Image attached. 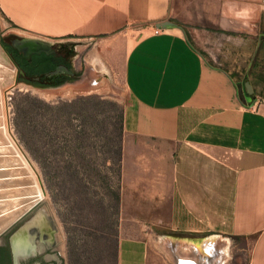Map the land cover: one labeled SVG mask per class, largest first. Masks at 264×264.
I'll use <instances>...</instances> for the list:
<instances>
[{"label":"crops","instance_id":"0c3cea01","mask_svg":"<svg viewBox=\"0 0 264 264\" xmlns=\"http://www.w3.org/2000/svg\"><path fill=\"white\" fill-rule=\"evenodd\" d=\"M214 1L0 0V6L18 30L35 22L59 37L80 28L84 40L98 39V53L122 55L116 66L127 94L123 177L135 156L140 181L153 185L146 194L162 198L166 216L159 222L189 239L179 240L176 252L198 256L186 245L195 240L206 253L224 249L226 262L228 245L248 239L250 264H264V17L213 14ZM173 3L204 12L171 17ZM164 21L172 25L155 32ZM149 24L152 33L132 30ZM167 237L156 243L164 252ZM149 258L144 242L120 239L117 264H150Z\"/></svg>","mask_w":264,"mask_h":264},{"label":"rangeland","instance_id":"374dc122","mask_svg":"<svg viewBox=\"0 0 264 264\" xmlns=\"http://www.w3.org/2000/svg\"><path fill=\"white\" fill-rule=\"evenodd\" d=\"M228 2L222 4L215 0L213 14L241 13L254 18L261 14L264 17V0H255L257 4L249 5L238 4V0ZM202 12L204 10L199 7L173 3L169 15L178 18L180 14ZM14 23L0 6V53L3 56L0 67H9L0 91V135L34 183L42 201L39 207L52 217L59 250L67 259V228H73L77 235L76 245L80 248V264H114V259L117 264L115 253L118 254L122 238L144 242L150 264H169L170 258L156 243L165 234L177 239L184 237L159 222L166 216L159 205L162 198L146 194L148 184L151 189L153 185L140 181L138 172L142 165L139 159L130 156L124 177L121 169L118 216L114 215L113 204L107 197L106 185L114 192L117 183V176L108 167L111 166L110 158L117 157L119 146L123 155L126 141L121 117L127 94L118 72L120 67L116 66L122 55L98 53L95 50L98 39L95 43L84 40L80 28L64 36L49 37L45 28L32 25L35 22H29L31 28L25 30H18ZM137 29L147 34L155 28L150 24L132 28ZM25 37H40L49 42L54 51L63 52L66 58L74 52L70 58L76 72L72 82L40 91L18 80V68L3 51L1 40L11 44L12 40ZM261 37V60L264 61L263 33ZM110 63H113V71ZM261 77L259 81L264 92V64ZM96 79L98 82L93 85ZM4 111L6 122L2 117ZM140 151L136 149V153ZM103 197L98 209L95 202ZM228 248L230 254L224 264H250V240L235 239Z\"/></svg>","mask_w":264,"mask_h":264},{"label":"flooded vegetation","instance_id":"af4514ba","mask_svg":"<svg viewBox=\"0 0 264 264\" xmlns=\"http://www.w3.org/2000/svg\"><path fill=\"white\" fill-rule=\"evenodd\" d=\"M15 40L20 39L12 40L11 44L1 40V44L9 60L18 68V80L52 85L75 77L71 57H65L59 66H66L73 76L59 73L45 76V80L27 77L36 67L32 56L37 54L24 57L14 47ZM1 60L3 56L0 53ZM8 69L7 66L0 67V91ZM41 203L34 183L0 135V264H67V259L58 248L52 217L41 207L22 216L33 205Z\"/></svg>","mask_w":264,"mask_h":264},{"label":"trees","instance_id":"16d2710c","mask_svg":"<svg viewBox=\"0 0 264 264\" xmlns=\"http://www.w3.org/2000/svg\"><path fill=\"white\" fill-rule=\"evenodd\" d=\"M74 54V52H70L69 53V58L72 57ZM33 64L35 67V69L31 72L28 73L27 77H39L42 79H47L45 76L48 72L53 71L54 69L57 68V66H59V64L61 62H63V59L65 58V55L63 54V52L59 51V50H55L54 53L52 54H39V55H33ZM68 66V65H67ZM26 78V77H25ZM20 81H23L25 83L28 84H32L35 87H39V88H51V87H58L60 85H62L67 81H61L59 83H55L52 85H48L46 84H40V83H33L24 79H21ZM122 118V123H121V129L123 126V118L124 115L121 117ZM124 130V127H123ZM79 137L78 139L80 140V132L78 133ZM122 150L121 147L119 146L117 148V157L116 158H110V163L111 166H108L109 169L113 172V174L115 176H117V183L115 186V191L112 192V188L110 186H107V189L109 190V194H108V200L113 204L114 207V215L118 216L120 213V201H121V196H120V189H119V179H121V169H122ZM107 175L106 178L103 177L104 180L107 179ZM108 183V182H106ZM114 188V187H113ZM104 197L101 198L100 200L96 201L95 204L97 205L98 209H100L101 205H102V201H103ZM86 208L88 207V204H85ZM67 235H68V258H67V264H80V248L76 245V230L75 229H70L67 228ZM117 256L118 258V254L115 253V257ZM114 264H115V259H114Z\"/></svg>","mask_w":264,"mask_h":264},{"label":"water","instance_id":"95a60500","mask_svg":"<svg viewBox=\"0 0 264 264\" xmlns=\"http://www.w3.org/2000/svg\"><path fill=\"white\" fill-rule=\"evenodd\" d=\"M172 23L170 21H164V22H158L156 24V28H162V27H167V26H171ZM51 44L45 40L39 39V38H29V37H25L23 39L20 40H15L14 41V47L23 53L24 57H29L33 54H41V53H45V54H50L52 52H54V50L51 48ZM89 69H92V65H89ZM59 73H64L68 76H73V73L64 65H60L58 66L56 69H54L53 71H50L46 74V76H52V75H56ZM72 82V81H70ZM68 82V83H70ZM97 79L92 81L93 85L97 84ZM30 86V88H33L35 90H43L42 88L39 87H34L33 85H28ZM31 165V163H30ZM40 204H35L33 205L29 210H27L24 214H22V216L26 215L27 212L34 210L36 208L39 207ZM21 216V217H22ZM182 240H189V239H177V238H173V237H167L165 238V242H166V252L167 255L170 257V260L173 264H176L175 258H174V247L173 245L175 244H179V242ZM193 242H197L195 240H190ZM182 243H184V241H182ZM169 244V245H168ZM210 244V242H209ZM220 256V252H216L214 257L211 258V261H218V257ZM196 258V255H195Z\"/></svg>","mask_w":264,"mask_h":264},{"label":"bare ground","instance_id":"6f19581e","mask_svg":"<svg viewBox=\"0 0 264 264\" xmlns=\"http://www.w3.org/2000/svg\"><path fill=\"white\" fill-rule=\"evenodd\" d=\"M5 112L6 111H4V115H2V117H4V120L6 122ZM187 244H189V246L192 247L194 250H195V247H197L198 249L195 252L198 253L200 256L198 255L195 258L194 255L191 256L189 254V251L188 252H179V251L176 252L177 245L175 244L173 247H174V258H175L176 264H208V263L209 264H224L225 257H226V253H225V250L224 249H223V251L220 252V256L218 257V261L216 262L214 260L213 261L210 260L211 258L214 257L216 251H213L210 248L209 253L208 252L206 253L205 252V249H204L205 247L204 246L203 247L200 246L199 243H196V242L195 243L194 242H188V243H186V245ZM210 253L211 254L214 253V255H210Z\"/></svg>","mask_w":264,"mask_h":264},{"label":"built area","instance_id":"2783aa9c","mask_svg":"<svg viewBox=\"0 0 264 264\" xmlns=\"http://www.w3.org/2000/svg\"><path fill=\"white\" fill-rule=\"evenodd\" d=\"M160 29H155V32H158Z\"/></svg>","mask_w":264,"mask_h":264}]
</instances>
